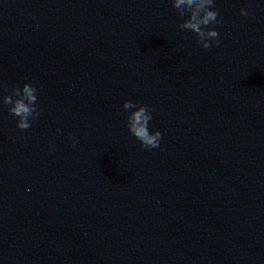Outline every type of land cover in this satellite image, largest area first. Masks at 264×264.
<instances>
[{"label":"water","instance_id":"obj_1","mask_svg":"<svg viewBox=\"0 0 264 264\" xmlns=\"http://www.w3.org/2000/svg\"><path fill=\"white\" fill-rule=\"evenodd\" d=\"M215 8L206 50L170 0H0V98L41 110L0 103V264H264V0Z\"/></svg>","mask_w":264,"mask_h":264},{"label":"clouds","instance_id":"obj_2","mask_svg":"<svg viewBox=\"0 0 264 264\" xmlns=\"http://www.w3.org/2000/svg\"><path fill=\"white\" fill-rule=\"evenodd\" d=\"M170 3L182 18L179 28L194 33L200 47L207 50L220 45L216 26L221 24V20L215 8V0H170ZM240 14L247 16L249 13L246 8L241 7ZM37 91L34 84L24 82L14 87L11 94L0 98V103L8 105V111L16 118V126L20 129L30 128L32 121L40 116ZM122 108L125 112V125L141 146L146 149L160 147L162 132L150 127L153 119L151 106L126 99ZM69 138L74 144L78 143L77 137ZM49 148L54 150L55 144L50 142Z\"/></svg>","mask_w":264,"mask_h":264}]
</instances>
